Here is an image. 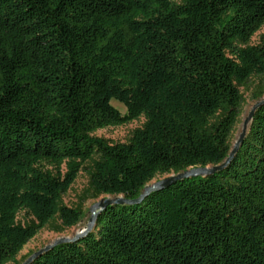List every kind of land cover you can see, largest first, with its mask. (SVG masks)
<instances>
[{"label": "trees", "instance_id": "1", "mask_svg": "<svg viewBox=\"0 0 264 264\" xmlns=\"http://www.w3.org/2000/svg\"><path fill=\"white\" fill-rule=\"evenodd\" d=\"M263 26L264 0H0V264L54 217L80 221L61 201L94 155L93 191L130 200L221 164L240 87L264 98ZM142 116L126 143L93 136ZM29 264H264V104L224 170L107 206Z\"/></svg>", "mask_w": 264, "mask_h": 264}, {"label": "rangeland", "instance_id": "2", "mask_svg": "<svg viewBox=\"0 0 264 264\" xmlns=\"http://www.w3.org/2000/svg\"><path fill=\"white\" fill-rule=\"evenodd\" d=\"M264 38V26L252 36L250 45H257ZM258 81V78L252 77L245 87H240L244 102L241 108V115L239 122L236 125L233 137L232 145L238 137L241 130V125L245 117L250 112L255 102L251 98V89ZM111 104L121 114L126 113V108L121 103L112 100ZM145 123L144 117H140L137 120L131 121L125 125L118 127H108L93 133L94 137L103 139L109 144L126 143L131 138L133 132L143 127ZM99 160L97 155L92 156L89 160L81 165L80 171L70 186L69 190L63 195L61 204L71 209H75L81 213L80 221L73 227L67 228L62 224L59 216L54 217L48 224L41 229L33 239H31L23 249L18 253L14 261H9L6 264H20L28 256L44 248L46 245L56 241L60 238H73L76 233L82 231L88 224L90 219V208L98 203L103 198H113V196L97 195L90 186V175L93 170V166L96 161ZM62 172H66V166L62 167ZM168 175L158 176L153 179L147 186L154 184L155 182L164 179ZM18 223L27 226L33 223L31 216L26 214L24 211L20 212L17 216Z\"/></svg>", "mask_w": 264, "mask_h": 264}, {"label": "water", "instance_id": "3", "mask_svg": "<svg viewBox=\"0 0 264 264\" xmlns=\"http://www.w3.org/2000/svg\"><path fill=\"white\" fill-rule=\"evenodd\" d=\"M263 104H264V98L261 99L260 101L255 102L250 112L248 113V115L245 117V119L242 122L240 133L238 134L237 139L233 143L228 157L221 164L213 165V166H206V167H195V168H191V169L185 170L177 174H172L164 179H161L155 182L152 185L146 186L143 189L141 195L137 199H132V200L125 199L122 196H117L113 198H108V197L103 198L98 203L94 204L90 208V214H91L90 219L88 221L87 226L82 231L76 233V235L73 238L57 239L56 241L46 245L44 248L33 253L31 256H28L21 264H29L35 257L40 256L44 252H47L48 250L52 249L54 246L63 244V243L74 242L82 238L86 234H88L95 225V220H96L98 213L104 210L107 206L123 205V204H128V205L138 204L145 197H147L150 193L165 189L178 181L188 179V178L206 177V176L213 175L217 172L224 170L231 163L236 153L238 152L243 142V139L247 133L248 126L254 116L255 111L259 107H261Z\"/></svg>", "mask_w": 264, "mask_h": 264}]
</instances>
